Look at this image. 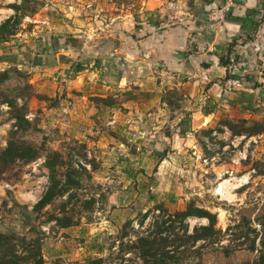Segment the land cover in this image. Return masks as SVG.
I'll use <instances>...</instances> for the list:
<instances>
[{
	"label": "rangeland",
	"instance_id": "obj_1",
	"mask_svg": "<svg viewBox=\"0 0 264 264\" xmlns=\"http://www.w3.org/2000/svg\"><path fill=\"white\" fill-rule=\"evenodd\" d=\"M172 1L186 11L191 5V0H0V25L12 17L5 38L0 33V153L9 140L39 148V157L27 164L0 160V233L38 239L45 264H93L96 259L101 264H144L134 245L137 237L163 228L162 235L177 241L173 234L179 223L168 219L162 225L166 217L157 205L175 212L192 200L216 215L221 231L241 217L250 221V229H260L264 133L235 136L227 127L226 131L218 127L220 122L213 127L214 135L211 129L188 131L198 139L197 154L183 147L173 154L164 141L165 148L160 143L156 150L168 156L160 172L152 157L159 140L145 138L137 127L129 131L126 143L131 166L116 167L107 156L112 143L108 136L113 133L108 121L115 102L106 87L115 76L114 62L121 58L109 55L103 42L116 37L114 31L134 34L187 17L176 13L168 17L166 6ZM13 5L19 6L18 14ZM118 40L122 47L124 42ZM115 53L126 56L120 49ZM126 88L118 89L126 93ZM168 92L163 98L175 106L179 99ZM97 95L106 97L99 101ZM171 115H164L165 133L176 130L177 120L171 123ZM240 120L231 121L240 126ZM252 126L250 122L245 128ZM52 151L64 159L57 178L67 191L35 211L33 205L49 184L45 156ZM173 164L177 166L171 169ZM225 180L220 194L218 186ZM53 216L69 217L72 224L61 228ZM206 223L188 218V233ZM27 241L18 242L17 254H28ZM226 243V238L218 245L189 241L180 251L171 247L169 260L224 264L216 251ZM59 250L64 251L60 257L55 253ZM242 255L235 264L246 258Z\"/></svg>",
	"mask_w": 264,
	"mask_h": 264
},
{
	"label": "crops",
	"instance_id": "obj_2",
	"mask_svg": "<svg viewBox=\"0 0 264 264\" xmlns=\"http://www.w3.org/2000/svg\"><path fill=\"white\" fill-rule=\"evenodd\" d=\"M226 1L191 0L192 10L187 8V17L177 18L174 26L165 27L167 29L161 33L162 24L147 28L157 31L152 42L144 43L143 36L135 42L137 46L132 44L129 50L122 51V42L118 43L117 37H109L111 43L106 44L109 55L121 58L114 62L115 76L113 80L108 79L106 87L113 91L108 98L115 102L111 108L115 112L108 121L113 133L108 136L112 143L107 156L115 161L116 167L132 165L126 143L129 131L137 127L144 129L138 132L145 138L159 140L152 157L161 172L168 156L156 150L160 143L165 148L164 141L169 143L173 154L178 152V147L192 148V153L197 154L194 142L198 139L188 131L211 129L214 135L215 124L228 119L264 123V0H232V6L217 22L215 37L209 46L200 34L210 24L204 16L222 8ZM214 4L218 7L211 9ZM119 49L126 56L119 57L121 54L115 53ZM226 55L229 59L236 57V70L230 60L228 66L219 64V58ZM125 60H141L145 67L128 65ZM118 65L123 67L118 68ZM236 78L240 85L230 86L229 80ZM124 87H127L126 93H120L118 88ZM167 91L179 99L178 104L172 106L163 98ZM130 100L134 102L128 103ZM114 107H118V111ZM167 113L174 115H171V123L177 120L176 130L170 133L161 129ZM78 118L81 125L79 115ZM220 123L217 126L226 131V126ZM176 166L173 164L171 169ZM55 253L60 257L64 251Z\"/></svg>",
	"mask_w": 264,
	"mask_h": 264
},
{
	"label": "trees",
	"instance_id": "obj_3",
	"mask_svg": "<svg viewBox=\"0 0 264 264\" xmlns=\"http://www.w3.org/2000/svg\"><path fill=\"white\" fill-rule=\"evenodd\" d=\"M217 7L218 6L214 4L211 9H216ZM12 8L15 10V13L18 14V11L20 10L19 6L13 5ZM16 14L14 15V18H17L18 15ZM11 18L12 17L6 19L0 25L2 38H5L3 32L10 23ZM173 24L176 23L161 25L159 27L160 33L167 29H165V27L174 26ZM186 24L189 25L190 23ZM114 34L117 38L123 40L124 45L121 47V50L125 51L129 50L130 45L141 40L143 36L146 38L144 43L152 42V36L154 38L157 31L141 29L134 34L116 31H114ZM229 50L231 49L229 48ZM219 64L228 66V55L219 58ZM78 70H80V68ZM98 98L99 101L104 99L101 97ZM17 119L18 121L23 120L22 117H18ZM240 122L239 126L232 123V121L223 120L224 126H226L231 134L235 136H254L256 134L264 133V123L252 122L253 126L251 128H245L248 121L241 119ZM38 157V147L33 145L19 146L13 140H9L5 149L0 153V160L3 163L11 164L15 162L27 164ZM63 164L64 159L59 152L52 151L46 154L45 166L49 171V184L41 198L33 205V210L40 211L44 209L47 205L52 203L54 199L63 196L67 191L64 183L57 178L58 168ZM65 184H68V178L66 179ZM156 209L161 216L166 217L163 220L162 225H164L168 219L179 223L178 231H174L173 234L178 242L174 239L171 241L169 235H162L163 228H159L156 233L150 232L137 237L134 245L135 248L138 249L139 256L144 264H183L182 262L173 263L169 260L171 258L169 254L171 247L177 252L180 251L179 249L184 247L186 243H189V241L191 242V245H195L196 242L199 241H211L218 245L223 238H226L227 243L225 245H220V249H218L216 253L222 257L224 264H235L237 256H240V253L244 254L242 256H246V258L239 264H264V215L258 222V226L260 227L258 231L250 229L249 226L251 223L245 217H241L238 222L234 221L232 224H229L224 231H221V229L216 228V215L203 207L196 206L192 200L186 204L184 209L175 212L168 211L163 205H157ZM147 212H145L143 217L147 216ZM190 217L205 219L207 223L205 225L195 226L192 233H188L186 221ZM52 218L61 228H66L72 224L71 218L69 217L53 216ZM250 232H253L254 235H250ZM26 241L27 239L25 237L0 233V264H45L41 253L42 245L38 239L27 241L28 246L24 248L27 250L28 254H25V256L17 254L16 246L19 244L18 242H22L23 244ZM92 263L101 264V259H96L92 261Z\"/></svg>",
	"mask_w": 264,
	"mask_h": 264
},
{
	"label": "built area",
	"instance_id": "obj_4",
	"mask_svg": "<svg viewBox=\"0 0 264 264\" xmlns=\"http://www.w3.org/2000/svg\"><path fill=\"white\" fill-rule=\"evenodd\" d=\"M232 0H227L225 3H224V6L216 11H212L208 14H206L204 17L207 19L208 22L212 23V22H218L221 20V18L223 17V14L226 10H228V8L230 6H232ZM166 10L168 11V17L169 18H173V15L172 13H176L180 16H185L187 15V11L186 10H183L182 6L176 2H168L167 3V6H166ZM189 14V13H188ZM230 64L232 65L233 67V70H236V67L235 65L237 64V61H236V57L233 55V56H230ZM229 84L230 86H239L240 85V81L239 79H231L229 80Z\"/></svg>",
	"mask_w": 264,
	"mask_h": 264
},
{
	"label": "water",
	"instance_id": "obj_5",
	"mask_svg": "<svg viewBox=\"0 0 264 264\" xmlns=\"http://www.w3.org/2000/svg\"><path fill=\"white\" fill-rule=\"evenodd\" d=\"M217 26V22H212L208 25V27L206 29H204L203 31L200 32V34L202 35L203 39L206 41L207 45H211L213 42V39L215 37V29ZM113 42V41H112ZM104 45L111 43V40H104ZM115 45V43H114ZM124 63H127L128 65H132V66H139V67H145L144 62H142L141 60H136L133 62H128V61H124ZM141 72V71H140Z\"/></svg>",
	"mask_w": 264,
	"mask_h": 264
},
{
	"label": "bare ground",
	"instance_id": "obj_6",
	"mask_svg": "<svg viewBox=\"0 0 264 264\" xmlns=\"http://www.w3.org/2000/svg\"><path fill=\"white\" fill-rule=\"evenodd\" d=\"M225 182H226V180L223 181V182H221V183L219 184V186H218L217 191H218L220 194H224V191H223L224 186H223V184H224Z\"/></svg>",
	"mask_w": 264,
	"mask_h": 264
},
{
	"label": "flooded vegetation",
	"instance_id": "obj_7",
	"mask_svg": "<svg viewBox=\"0 0 264 264\" xmlns=\"http://www.w3.org/2000/svg\"><path fill=\"white\" fill-rule=\"evenodd\" d=\"M109 53V52H108Z\"/></svg>",
	"mask_w": 264,
	"mask_h": 264
}]
</instances>
